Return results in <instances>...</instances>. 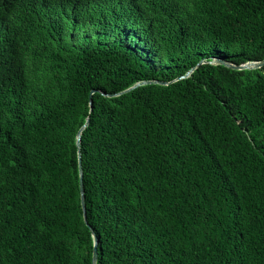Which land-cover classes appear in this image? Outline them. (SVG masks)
Here are the masks:
<instances>
[{
  "label": "trees",
  "instance_id": "obj_1",
  "mask_svg": "<svg viewBox=\"0 0 264 264\" xmlns=\"http://www.w3.org/2000/svg\"><path fill=\"white\" fill-rule=\"evenodd\" d=\"M217 58L264 0H0V264H264V67Z\"/></svg>",
  "mask_w": 264,
  "mask_h": 264
},
{
  "label": "water",
  "instance_id": "obj_2",
  "mask_svg": "<svg viewBox=\"0 0 264 264\" xmlns=\"http://www.w3.org/2000/svg\"><path fill=\"white\" fill-rule=\"evenodd\" d=\"M207 63V61H201L198 66ZM214 64H220L223 66H226L228 68H231L233 70H239V71H243V70H247V69H261L262 67H264V61L261 62H252V63H248L245 65H234L228 61L222 60V59H214V61L212 62ZM193 72L190 71L185 77H189L190 74ZM182 79V78H179ZM147 84H165L163 82L160 81H145V82H140L136 85H134L133 87H131L130 89L124 91V92H129L130 90L139 87V86H143V85H147ZM84 129V128H83ZM83 129L81 130V132L83 131ZM81 132H80V136H81ZM78 145H80V139L78 142ZM79 156H80V189H81V193H82V206H83V210H84V218H85V222L88 224V220H87V212H86V204H85V189H84V180H83V167H82V161H81V152H79ZM92 233H93V237H94V253H93V263L92 264H97L98 261V237L95 235L93 229L90 227Z\"/></svg>",
  "mask_w": 264,
  "mask_h": 264
}]
</instances>
